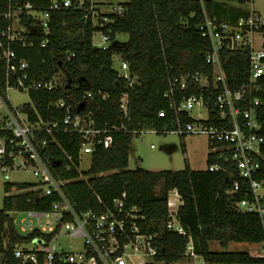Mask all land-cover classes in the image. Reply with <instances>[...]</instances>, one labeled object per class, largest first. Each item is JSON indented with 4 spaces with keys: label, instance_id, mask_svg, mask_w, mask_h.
<instances>
[{
    "label": "built area",
    "instance_id": "built-area-1",
    "mask_svg": "<svg viewBox=\"0 0 264 264\" xmlns=\"http://www.w3.org/2000/svg\"><path fill=\"white\" fill-rule=\"evenodd\" d=\"M204 20L200 27L202 37L209 40L211 50L206 54V63L212 66L211 75L193 77L198 87L207 96L192 95L184 98L180 107L174 104L178 92L188 90L189 84L175 78L166 98L171 99L176 120L170 128L162 131L146 130L153 134L174 133L180 137L206 136L212 154L228 158L238 177L230 195L243 194L237 204L244 213L256 215L264 234V179L258 176L264 171V136L260 134V109L264 99L255 94L264 91V15L251 10L234 25L218 22L211 18L203 4ZM240 1V0H236ZM246 5L254 0H243ZM83 14V25L92 31V46L107 52L121 44L112 36V25L127 13V3L112 4L111 0H50L45 9L37 7L29 0H10L8 8L0 14V173H31L37 183L29 191H35L39 198L55 199L50 211L29 210L17 233L25 240L14 246L13 257L16 264H155L159 253L158 234L141 233L137 221L142 219L136 208L126 210L124 203L115 201L113 208L102 212L92 210L79 212L70 202L66 186L74 180H63L62 172L69 173L75 165L74 156L67 155L59 145L58 135H76L81 140L78 153L92 155L96 149H109L114 144V136L125 127H97L93 113L88 110L85 96L82 104L67 109L63 98H53L45 111L35 106L32 93H56L66 84L63 69L54 66L50 73L46 58L42 68H33L28 52L47 50L51 37V21L54 14ZM261 34L260 42L257 35ZM224 53H248L250 76L239 90L229 88L224 69ZM28 55V56H26ZM62 64H68L75 54L61 53ZM120 76L130 80L129 64L120 55ZM58 68V70H57ZM114 68V67H113ZM11 92L26 94L30 102L15 105ZM101 94V93H100ZM102 95L103 100L107 96ZM128 95L120 100V111L128 114ZM200 113L193 122H184L182 113L190 115L196 108ZM85 109V110H84ZM84 110V111H83ZM64 112V115L61 113ZM166 113L161 112L160 117ZM59 148L63 159H45L50 149ZM153 148V146H152ZM211 172L225 171L219 164L209 167ZM80 173V172H79ZM81 180V178L75 179ZM174 194V198L171 195ZM182 199L177 190L170 192L168 199L169 221L167 230L186 236L187 232L178 221L177 215ZM186 256L198 255L194 252L191 236ZM253 257L264 258V238ZM202 259V257H200ZM202 262L205 264L204 260Z\"/></svg>",
    "mask_w": 264,
    "mask_h": 264
},
{
    "label": "trees",
    "instance_id": "trees-1",
    "mask_svg": "<svg viewBox=\"0 0 264 264\" xmlns=\"http://www.w3.org/2000/svg\"><path fill=\"white\" fill-rule=\"evenodd\" d=\"M9 1L0 0V14L7 10ZM29 1L41 9L50 4V0ZM228 2L203 0L208 15L218 22L234 25L248 15V12L238 8H230ZM239 2L246 5L243 0ZM82 18L80 12L54 14L48 49L28 52L35 70L42 68L41 61L46 58L51 74L55 72L54 66H61L66 75L65 86L56 93H32L38 110L45 111L53 98H63L66 110L73 109L85 101V96L92 94L94 98L85 103L93 113L97 127H125L123 132L114 136L111 148L95 150L87 172L79 173L73 169L60 174L63 180H74L66 186V193L75 209L79 212H102L113 208L117 200L124 203L126 210L136 208L143 217L137 221L141 233L159 235V253L154 259L155 264L182 262L186 257L189 236L195 254L202 257L205 264H264V258L253 257L248 252L210 250L214 242L228 248L231 243L259 244L264 238L259 218L238 209L237 204L244 198L243 194H228L238 180L228 159L229 153L222 156L211 153L207 162L208 168L219 164L226 168V172H211L208 168L194 171L189 165L177 172L149 171L140 167L129 169L133 140L139 137L136 132L162 131L170 128L176 120L171 99L165 97L175 78L189 84L188 90L175 95L176 108L180 107L184 98L201 94L207 96L193 82L194 76L211 75L213 72L212 66L205 60L211 44L202 37L200 29L204 20L201 1L130 0L127 13L112 25V36L127 35L128 41L107 52L92 46V31L84 27ZM67 52L75 54V57L70 63L61 65V53ZM114 55H120L129 64L130 80L120 76L113 68ZM223 61L229 88L239 90L250 76L248 53H224ZM100 93L107 99L103 100ZM124 94L129 99L127 116L120 111V100ZM255 97L264 99V91L255 94ZM161 112L166 113L165 117L159 116ZM181 115L184 122H193L190 115ZM259 121L262 124L260 134L264 136V106L260 109ZM56 140L67 155L74 156L75 165L79 167L80 138L66 134L58 135ZM44 158L53 161L63 159L64 164L68 163L59 148L52 147ZM81 176L86 180L75 181ZM258 179H264V171ZM14 187L6 184V193ZM16 187L20 193L6 197L0 210V255L4 257L3 264H16L14 246L25 240L17 233L10 214L29 210L50 211L55 201L39 198L37 192L29 191L34 184ZM174 190L182 199L177 218L186 230V236L167 230L168 199Z\"/></svg>",
    "mask_w": 264,
    "mask_h": 264
},
{
    "label": "rangeland",
    "instance_id": "rangeland-1",
    "mask_svg": "<svg viewBox=\"0 0 264 264\" xmlns=\"http://www.w3.org/2000/svg\"><path fill=\"white\" fill-rule=\"evenodd\" d=\"M227 1V0H223ZM112 4L119 5L121 3H129L130 0H111ZM230 8H238L241 11L249 12L254 10L257 13L264 15V0H254V2L247 5L241 4L236 0H229ZM261 42L263 37L261 34L257 35ZM117 42L126 44L128 41L127 35H118ZM120 58H114V69H120ZM10 98L13 104L20 105L30 102V98L26 94L11 92ZM203 110L196 107L190 116L193 119H198ZM153 146V148H152ZM185 150V153H184ZM212 153L210 142L206 136H188L180 137L174 133L168 134H153L145 132L133 140V153L130 156L129 169L135 170L138 167L149 171H183L186 165L194 171H205L208 168V156ZM92 163V158L88 154H82L79 166V172H87ZM81 180H86L81 176ZM37 183V179L31 173L13 172L7 175L0 173V210L3 209V201L6 197L20 193L17 190V185L28 184L33 185ZM11 184L15 187L6 193L5 185ZM161 188V184L158 189ZM260 193H264L261 190ZM174 194L171 198H174ZM16 221L17 229H21V223L25 219V215L21 213L10 214ZM258 244L245 243H231L228 248H222L220 244L214 242L210 245V250L213 252L230 251V252H248L249 254H256L259 249ZM3 255H0V264H3ZM200 256L194 259L193 256H186L185 259L176 264H204ZM164 264V263H156Z\"/></svg>",
    "mask_w": 264,
    "mask_h": 264
},
{
    "label": "water",
    "instance_id": "water-1",
    "mask_svg": "<svg viewBox=\"0 0 264 264\" xmlns=\"http://www.w3.org/2000/svg\"><path fill=\"white\" fill-rule=\"evenodd\" d=\"M69 83L71 84V81H69ZM69 87H70V86H69ZM69 87H68V88H69ZM81 108H83V104L80 106V109H81Z\"/></svg>",
    "mask_w": 264,
    "mask_h": 264
},
{
    "label": "bare ground",
    "instance_id": "bare-ground-1",
    "mask_svg": "<svg viewBox=\"0 0 264 264\" xmlns=\"http://www.w3.org/2000/svg\"><path fill=\"white\" fill-rule=\"evenodd\" d=\"M191 117V116H190ZM192 118V117H191ZM209 169V168H208Z\"/></svg>",
    "mask_w": 264,
    "mask_h": 264
}]
</instances>
